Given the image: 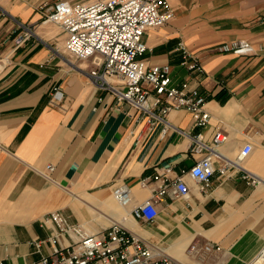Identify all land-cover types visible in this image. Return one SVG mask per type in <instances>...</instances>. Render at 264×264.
Here are the masks:
<instances>
[{"label":"crops","instance_id":"crops-1","mask_svg":"<svg viewBox=\"0 0 264 264\" xmlns=\"http://www.w3.org/2000/svg\"><path fill=\"white\" fill-rule=\"evenodd\" d=\"M54 1L0 0V58L7 61L0 71V264H29L50 254L51 223L42 225V218L56 210L90 232L120 222L185 264H251L264 247V0H170L173 20L144 33L146 63L169 64L174 83L186 81L188 90L207 96L206 125L194 128L190 111L173 109L165 131L162 122L149 128L127 106L117 108L90 81V61L53 51L65 36L43 22L38 5ZM19 23L34 34L17 45L24 32ZM240 39L251 41L255 52L218 50ZM179 43L200 59L204 73L182 65ZM180 130L201 132L206 141L223 131L216 167L232 161L225 173L216 171L208 184L193 178L189 169L204 151H191ZM247 143L252 151L233 163ZM246 171L255 182L243 177ZM157 173L168 181L182 176L189 193L163 194L154 220H136L133 207L163 183ZM120 183L132 191L123 208L112 200ZM69 240L58 236V243ZM208 242L221 249L203 250ZM192 243L197 252H189Z\"/></svg>","mask_w":264,"mask_h":264},{"label":"built area","instance_id":"built-area-1","mask_svg":"<svg viewBox=\"0 0 264 264\" xmlns=\"http://www.w3.org/2000/svg\"><path fill=\"white\" fill-rule=\"evenodd\" d=\"M38 8L43 22L56 24L65 36L62 50L55 45L53 51L59 55L67 52L78 60L90 61V81L107 91L117 108L126 111L127 106L133 110L136 122H145L149 128L162 122L165 131L169 125L167 114L173 109H186L193 115L194 128L208 123L210 113L204 108L207 101L204 93L198 89L188 90L186 81L174 83L169 64L148 65L142 58L148 48L143 40L144 33L164 26L174 18L170 0H56L51 4L41 3ZM19 24L24 32L18 35L17 45L34 34L31 25ZM177 50L182 55V65L189 71L204 73L200 59L191 54L183 43H179ZM218 50L251 55L255 47L251 41L240 39L224 43ZM6 63L5 59L0 58V71ZM54 97L61 100L63 94L56 91ZM180 132L190 137L191 151H204L203 156L189 169L193 178L208 184L216 171L225 173L232 161H225L216 167V149L226 139L223 131H216L209 141L203 139L201 132ZM251 151L252 145L245 144L233 163L239 164ZM53 169V165H47L48 171ZM44 174L49 175L47 172ZM243 177L250 182L256 180L248 171ZM154 179H162L163 183L152 197L133 207L132 216L136 220H154L158 214L157 199L163 194L171 191L175 196L183 197L189 193L182 176L168 181L165 175L157 173ZM147 180L144 178L140 183L145 186ZM131 192L125 183L113 188V196L122 206L130 204ZM50 223V254L42 255L39 261L29 264H185L156 250L120 222L90 232L56 210L42 218V225ZM61 234L68 236L70 242L58 243ZM40 242L34 243L38 250ZM220 249L219 244L211 242L203 246L205 251ZM188 250L190 253L197 252V244L192 243Z\"/></svg>","mask_w":264,"mask_h":264},{"label":"rangeland","instance_id":"rangeland-1","mask_svg":"<svg viewBox=\"0 0 264 264\" xmlns=\"http://www.w3.org/2000/svg\"><path fill=\"white\" fill-rule=\"evenodd\" d=\"M88 1H89V0H88ZM47 25H51L52 27H54V29H55L56 31H60V28H59L56 24H54V23H52V22H47ZM63 41H64V37H63V39L60 41V42H61V46H60V48H61L62 45H63ZM61 50H62V48H61ZM64 54L68 55V56H69L70 58H72V59H75L74 57L70 56L67 52H64ZM75 60H76V59H75ZM78 62H85V60H84V61L78 60ZM112 200H114V206L116 205V206H119V207L123 208V206H121V205L118 203V201L115 200V198L112 197ZM262 255H263V253H262ZM260 257H261V254H259L255 259L260 258Z\"/></svg>","mask_w":264,"mask_h":264},{"label":"bare ground","instance_id":"bare-ground-1","mask_svg":"<svg viewBox=\"0 0 264 264\" xmlns=\"http://www.w3.org/2000/svg\"><path fill=\"white\" fill-rule=\"evenodd\" d=\"M262 253H263V255H262ZM251 264H264V247L261 251V257L254 259V261Z\"/></svg>","mask_w":264,"mask_h":264}]
</instances>
